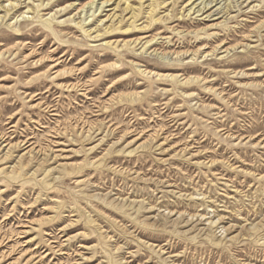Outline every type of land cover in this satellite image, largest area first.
<instances>
[{"label":"rangeland","instance_id":"obj_1","mask_svg":"<svg viewBox=\"0 0 264 264\" xmlns=\"http://www.w3.org/2000/svg\"><path fill=\"white\" fill-rule=\"evenodd\" d=\"M232 1L0 0V264H264V0Z\"/></svg>","mask_w":264,"mask_h":264},{"label":"bare ground","instance_id":"obj_2","mask_svg":"<svg viewBox=\"0 0 264 264\" xmlns=\"http://www.w3.org/2000/svg\"><path fill=\"white\" fill-rule=\"evenodd\" d=\"M206 1V0H205ZM214 1H217V0H210V2L208 3V5H210V3L212 4ZM224 4L225 6H221V7H218L216 10L218 11L217 14H220V13H223V15H226V17H228L230 15V13L233 11V9L235 7H237V5H234L233 1L232 0H224ZM240 1V0H238ZM236 1V2H238ZM19 2V1H18ZM204 2V1H203ZM94 3V2H93ZM201 3V2H200ZM221 3V2H220ZM244 2L241 1L240 3L238 2L239 6L242 5ZM19 4V3H18ZM195 5V4H194ZM17 5H12V6H4L5 10H6V13H4L6 15V17L8 16L9 12L14 8L16 7ZM204 7L206 8V6L204 5ZM204 7H201L199 8V11H202V9ZM197 9V8H196ZM10 15V14H9ZM211 15V13L209 14V16ZM213 16V15H211ZM3 17V16H2ZM225 17V16H224ZM4 18H1L0 17V24L4 22ZM155 55H157L159 58L163 59V60H169V59H177V58H180L181 56L180 55H173V54H165V53H158L156 52ZM13 145V144H12ZM28 152V151H27ZM257 226H253L252 229H256ZM225 232V231H224ZM223 232V233H224ZM48 256V255H47Z\"/></svg>","mask_w":264,"mask_h":264}]
</instances>
